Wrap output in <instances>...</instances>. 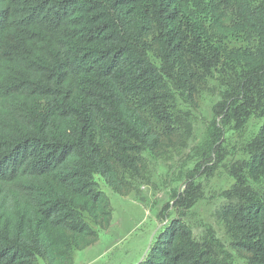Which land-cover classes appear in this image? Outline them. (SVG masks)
I'll return each instance as SVG.
<instances>
[{
  "label": "trees",
  "instance_id": "obj_1",
  "mask_svg": "<svg viewBox=\"0 0 264 264\" xmlns=\"http://www.w3.org/2000/svg\"><path fill=\"white\" fill-rule=\"evenodd\" d=\"M211 24L255 39L256 63L213 108L199 152L206 165L249 156L252 195L224 213L264 264V126L242 146L244 127L264 118V0H0V264H74L99 240L91 224L111 228L96 177L127 197L148 157H167L176 109L196 104L202 74L223 81L222 62L201 51ZM139 264L223 263L177 218Z\"/></svg>",
  "mask_w": 264,
  "mask_h": 264
},
{
  "label": "rangeland",
  "instance_id": "obj_2",
  "mask_svg": "<svg viewBox=\"0 0 264 264\" xmlns=\"http://www.w3.org/2000/svg\"><path fill=\"white\" fill-rule=\"evenodd\" d=\"M203 2L209 4V0ZM206 30L207 34L200 36L201 51L206 59L222 62V83L202 74L196 104H185L175 111L183 122L175 146L169 147L165 159L148 157L150 170L146 180L136 183L129 196L118 195L96 177L98 188L111 202L112 227L100 231L91 224L99 232V243L89 252L76 253V264H139L163 224L177 218L192 228L199 241L211 242L214 256L223 264H261L262 256L243 245L249 242L243 229L231 223L224 213L229 205L239 202L238 195H252L253 187L246 182L249 156L241 152L234 158L227 155L224 162L213 160L206 165L207 157L199 152L206 124L214 119L213 108L222 97L230 100L239 76L256 63L255 39L235 28L219 34L211 24ZM229 106L230 103L228 109ZM256 115L244 127L243 149L264 126V118ZM232 127L236 125L233 123ZM228 137L231 143H240L235 134ZM228 169L237 172L234 174H239V178L232 177ZM37 264L45 263L39 260Z\"/></svg>",
  "mask_w": 264,
  "mask_h": 264
},
{
  "label": "crops",
  "instance_id": "obj_3",
  "mask_svg": "<svg viewBox=\"0 0 264 264\" xmlns=\"http://www.w3.org/2000/svg\"><path fill=\"white\" fill-rule=\"evenodd\" d=\"M112 227V226H111ZM111 229V228H110ZM98 243L99 242H97L95 245H93V246H91V247H89V248H87V249H85V250H83V252H89L90 250H93L94 248H96V246L98 245ZM80 252H82V251H80ZM78 253V252H77ZM75 256V255H74ZM76 261H77V259H76ZM76 261H75V257H74V264H76ZM86 262L85 261H83V262H80V264H85ZM88 264V263H87Z\"/></svg>",
  "mask_w": 264,
  "mask_h": 264
}]
</instances>
